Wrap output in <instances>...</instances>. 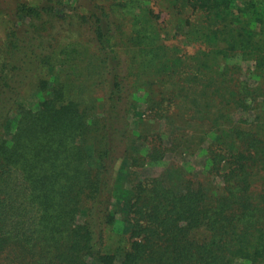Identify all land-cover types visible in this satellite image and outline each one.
I'll return each mask as SVG.
<instances>
[{"label":"trees","instance_id":"obj_1","mask_svg":"<svg viewBox=\"0 0 264 264\" xmlns=\"http://www.w3.org/2000/svg\"><path fill=\"white\" fill-rule=\"evenodd\" d=\"M0 264H264V0H0Z\"/></svg>","mask_w":264,"mask_h":264},{"label":"rangeland","instance_id":"obj_2","mask_svg":"<svg viewBox=\"0 0 264 264\" xmlns=\"http://www.w3.org/2000/svg\"><path fill=\"white\" fill-rule=\"evenodd\" d=\"M154 9L156 11H161V17L163 19L167 18V14L166 12L161 9L160 5H154ZM171 43H174V44H177L179 45L180 47H182L183 51L185 53H193L194 51L197 50L198 48V45H194V44H187L186 42H182L180 40H178L177 38L175 39H172L171 40ZM246 62L242 61L241 63V67L243 65V67L246 66ZM242 76H245V72L242 71ZM30 91L29 90H24V93L26 94L24 97L26 98L27 96V99L25 102H33L34 101V96H31L29 95ZM23 93V94H24ZM141 104V103H140ZM140 107V105H139ZM142 108V106H141ZM156 128V130H161V131H165L166 133V129H167V126H164L163 123H155L154 125ZM203 152L202 151H198L195 155H189V156H177V155H174V154H167L166 157H164V159L160 162H156L155 164H151V165H148L145 170L143 171V174L144 175H158L160 173H162L164 170H166V167H172L173 164L175 163H178V164H183L185 165L186 167L188 166H192L195 168V172L197 173L200 168L202 167V162H203ZM167 182H171V180H168Z\"/></svg>","mask_w":264,"mask_h":264}]
</instances>
